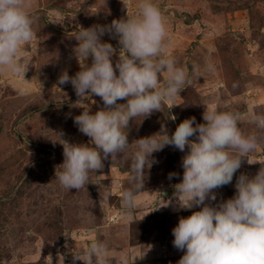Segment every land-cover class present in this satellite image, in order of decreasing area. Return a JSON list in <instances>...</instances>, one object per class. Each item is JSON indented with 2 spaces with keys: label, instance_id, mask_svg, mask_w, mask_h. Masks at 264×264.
Masks as SVG:
<instances>
[{
  "label": "rangeland",
  "instance_id": "1",
  "mask_svg": "<svg viewBox=\"0 0 264 264\" xmlns=\"http://www.w3.org/2000/svg\"><path fill=\"white\" fill-rule=\"evenodd\" d=\"M154 2L167 22V52L189 70L191 82L168 102L177 104L170 110L165 107L131 120L125 129L128 149L113 160L111 155L104 159V167L90 173V183L77 192L62 188L56 179L64 160L60 137L74 144H89L90 138L74 123L83 109L72 106L79 99L72 85L60 90L57 80L65 70L69 76L80 70L74 54L79 27L110 25L114 19L126 18L127 9L122 0H26L35 17L36 33L22 47L23 58L30 64L24 76L27 81L0 72V264H84L73 256L94 240L106 243L109 250H120L119 256L129 246L149 249L146 257L131 264H178L184 251L174 247L172 230L181 217L200 210H177L174 198V185L183 178L187 147L181 152L166 146L153 153L157 162L145 170L143 192L131 218L122 191L130 187L136 141L160 132L162 125L171 135L190 117L203 123L205 105L239 111L241 128L261 137L249 160L264 161V132L249 120L252 113L264 115V0ZM127 3L129 13L135 14L139 0ZM101 39L116 49L115 65L121 47L118 39L108 33ZM91 62L89 57L87 63ZM208 64L214 65V73L206 70ZM194 67L199 76L192 75ZM21 86L29 87L30 94L20 95ZM84 103L93 114L104 108L99 96L91 95ZM174 155L180 160L178 165H171ZM247 159L243 158L230 184L214 190L216 201L206 203L232 198L239 175L251 178L262 167ZM172 172L177 175L169 180ZM170 200L171 204L162 206ZM110 264L119 263L113 257Z\"/></svg>",
  "mask_w": 264,
  "mask_h": 264
},
{
  "label": "clouds",
  "instance_id": "2",
  "mask_svg": "<svg viewBox=\"0 0 264 264\" xmlns=\"http://www.w3.org/2000/svg\"><path fill=\"white\" fill-rule=\"evenodd\" d=\"M122 3L127 9L126 18L114 19L110 25L79 27L74 54L80 70L74 76L65 70L57 80L56 88L60 90L64 85H72L79 98L72 106L83 109L73 118L74 123L90 138L89 144H74L60 137L64 160L56 179L67 190L78 192L90 183V173L104 167V159L111 155L113 160L118 153H125L130 145L125 129H129L131 120L138 116L146 118L165 107L170 110L177 104L168 102L180 96L191 82L189 70L167 52L170 34L158 4L154 0H139L137 12L130 14L127 0ZM34 23L35 17L28 10L26 0H0V72L27 81L24 76L30 64L23 58L22 47L35 38ZM105 33L118 39L121 46L115 65L112 57L116 49L111 43L102 42ZM206 70L214 73L215 67L208 64ZM199 74V69L194 67L192 75ZM30 91L27 86L18 89L22 96ZM91 95L99 96L104 104L94 114L90 105L84 103ZM118 100L127 103L119 104ZM205 106L203 123H195V117H190L171 135L162 125L160 132L136 141L130 187L122 191L127 215L131 218L137 197L143 192L145 170L157 162L153 153L166 146L181 152L187 147L188 152L182 158L183 178L174 185V198L177 210L194 207L200 210L181 217L172 230L174 247L184 251L178 264H264V161L249 160L261 137L257 132L246 133L241 128L239 111L215 104ZM249 120L258 131L264 132V115L252 113ZM245 157L249 164L260 162L259 171L251 178L239 175L232 198L206 203L216 201L214 190L232 182ZM175 175L170 173L168 179ZM171 203L170 200L162 206ZM113 257L106 243L94 240L74 254L73 260L110 264ZM119 260L120 264H128L127 254L121 253Z\"/></svg>",
  "mask_w": 264,
  "mask_h": 264
},
{
  "label": "crops",
  "instance_id": "3",
  "mask_svg": "<svg viewBox=\"0 0 264 264\" xmlns=\"http://www.w3.org/2000/svg\"><path fill=\"white\" fill-rule=\"evenodd\" d=\"M187 211H189V210H187ZM178 212H181V211H178ZM127 247V246H126ZM128 248V251H127V257H128V264H131V262H139V260H140V258H142V257H146V256H144L147 252H148V250L149 249H147V248H143V249H141L140 248V250H135V248H132V247H127ZM126 248V249H127ZM110 249V248H109ZM119 251L120 250H116L115 248H111V250H110V252L111 253H114V259H116L117 260V262L120 264V260H119Z\"/></svg>",
  "mask_w": 264,
  "mask_h": 264
},
{
  "label": "trees",
  "instance_id": "4",
  "mask_svg": "<svg viewBox=\"0 0 264 264\" xmlns=\"http://www.w3.org/2000/svg\"><path fill=\"white\" fill-rule=\"evenodd\" d=\"M173 160H174V161H173ZM173 160H172L171 165H172V164H175V165L177 164V165H178V164L180 163V160L178 159L177 155H174ZM172 173H173V172H172ZM173 179H174V177H173Z\"/></svg>",
  "mask_w": 264,
  "mask_h": 264
}]
</instances>
